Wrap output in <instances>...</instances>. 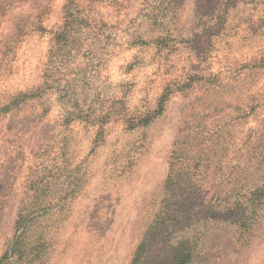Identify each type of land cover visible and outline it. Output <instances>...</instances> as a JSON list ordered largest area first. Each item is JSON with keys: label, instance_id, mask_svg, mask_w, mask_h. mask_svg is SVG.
I'll use <instances>...</instances> for the list:
<instances>
[{"label": "rangeland", "instance_id": "obj_1", "mask_svg": "<svg viewBox=\"0 0 264 264\" xmlns=\"http://www.w3.org/2000/svg\"><path fill=\"white\" fill-rule=\"evenodd\" d=\"M256 188L264 0H0V264H264Z\"/></svg>", "mask_w": 264, "mask_h": 264}, {"label": "trees", "instance_id": "obj_2", "mask_svg": "<svg viewBox=\"0 0 264 264\" xmlns=\"http://www.w3.org/2000/svg\"><path fill=\"white\" fill-rule=\"evenodd\" d=\"M68 16H72L73 14L68 11L67 12ZM77 20V18H76ZM69 21H68V17H66L65 21H64V25H62V27L60 28L59 31H56L54 33V40L56 43H60L61 40H64V42L62 43H66L67 38L70 34L74 33L73 32V27L74 25L78 24L77 22L75 24H71L69 25ZM167 97V93H163L159 100H158V104L157 107L148 115H146L143 118V123H147V121L151 120L152 118H154L155 116H157L158 114H160L163 110V104L164 101ZM251 197L248 199L249 203H253L254 199H258L261 196L264 195V188H256V190L254 192H251ZM33 216H29L28 213H23L20 212L17 215V219L15 221V227L17 230V235L15 237V240L9 250V252L11 253H15L17 252L18 254H22V249L21 246H23L24 244V237L26 236L28 229L30 228L31 224L30 221L32 220Z\"/></svg>", "mask_w": 264, "mask_h": 264}]
</instances>
